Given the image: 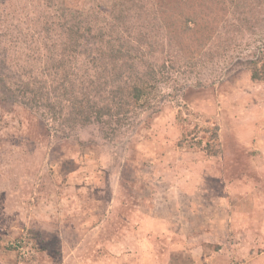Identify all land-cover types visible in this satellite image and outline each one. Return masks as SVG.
Returning a JSON list of instances; mask_svg holds the SVG:
<instances>
[{"label":"rangeland","instance_id":"1","mask_svg":"<svg viewBox=\"0 0 264 264\" xmlns=\"http://www.w3.org/2000/svg\"><path fill=\"white\" fill-rule=\"evenodd\" d=\"M128 1L129 37L153 32L145 60L169 70L158 106L132 112L112 141L102 123L61 136L25 98L4 100L2 82L0 264H264V82L251 79L264 63V0H201L190 10L201 24L185 34L163 20L172 0ZM42 2L0 0V76L17 80L28 54L6 41ZM33 62L48 73L45 57ZM179 121L218 126L222 155L177 149ZM41 237L53 246L44 254L32 248Z\"/></svg>","mask_w":264,"mask_h":264},{"label":"trees","instance_id":"2","mask_svg":"<svg viewBox=\"0 0 264 264\" xmlns=\"http://www.w3.org/2000/svg\"><path fill=\"white\" fill-rule=\"evenodd\" d=\"M43 1L30 13L26 12L25 17H20L16 27L20 25L18 31L6 41L16 50L23 48L25 51H19L28 54V58L13 71L17 73V80L12 78V73L11 76L7 73L8 77L0 76V87L2 82H6L3 99H10L11 94L15 98H25L27 107L35 112L42 111L47 116L45 126L56 128L58 134L65 138H78L79 135L74 132L80 128L102 123L107 128L104 140L112 141L111 134L123 128L121 125L133 119L132 123H128L132 125L137 120V117L130 118L132 112L139 117L138 111L158 106L159 83L169 68L164 63L158 68L150 58L145 60V46L152 47V42L146 44L149 42L146 38L154 37V34L147 30L141 33L145 38L129 37L128 29L136 21L133 15L136 9L128 0ZM82 1L81 5L78 4ZM200 1L172 0L173 8L169 10L175 14L164 15L163 20L173 27L177 25L183 34L197 29L201 24L197 21L199 16L196 9ZM229 1L237 6L244 0ZM220 2L225 3L226 0H206V4L212 5ZM242 6L247 7L245 3ZM193 9L197 11H190ZM164 13H168L167 9H164ZM0 34L8 39L6 34ZM44 57L50 64L47 74L33 65V59ZM6 58L7 55L0 51V72ZM82 70L84 73L78 77V72ZM83 75L92 79L87 81ZM251 79L264 82V63L260 66L258 61L253 63ZM82 83L86 89L81 87ZM179 122L181 130L177 149H197L212 158L222 155L224 146L218 126L205 127L209 138L203 140L199 134L205 129ZM131 129L135 130L136 125ZM67 165L78 166L77 161L71 158ZM19 244H22L21 241ZM7 246L9 251L16 249L12 242ZM32 248L33 252L44 254L51 251L53 246L41 237L40 240L35 239Z\"/></svg>","mask_w":264,"mask_h":264}]
</instances>
